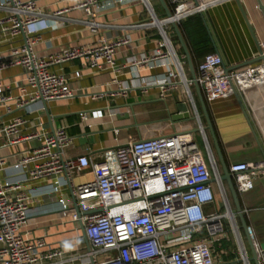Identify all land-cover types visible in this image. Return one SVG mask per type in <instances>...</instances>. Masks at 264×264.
I'll list each match as a JSON object with an SVG mask.
<instances>
[{
  "label": "built area",
  "instance_id": "built-area-1",
  "mask_svg": "<svg viewBox=\"0 0 264 264\" xmlns=\"http://www.w3.org/2000/svg\"><path fill=\"white\" fill-rule=\"evenodd\" d=\"M151 20L130 27H157L160 40L148 51L132 54L121 64L116 63L120 47L128 37L103 39L94 46L63 48L54 54H40L37 44L41 32L35 24L49 16H59L71 9H81L83 16L76 22L91 32L103 26L95 19L97 11L112 2L78 0L70 7L52 14L43 12L35 0H0V34L4 40L24 35L20 44L6 52L0 51V73L19 66L21 74L9 84L0 78V104L10 113L35 102L46 103L73 98L74 91L61 64L80 59L91 69H107L113 73L112 83L121 93L135 86L118 76L127 70L136 85L156 86L161 97L170 89L183 85V93L192 100L190 83L185 77L170 37L172 22L179 23L189 15L200 13L222 0H167L169 16L155 15L150 0H141ZM264 55V40L259 43ZM58 66V67H57ZM165 71L140 77L142 70ZM81 75L79 70L75 77ZM195 80L207 100L224 98L236 90H244L264 82V63L240 70L225 71L218 52L206 53L196 67ZM18 89L6 93L11 85ZM102 94V93H98ZM101 111H92L99 116ZM82 121L88 119L81 114ZM66 124L51 131L38 117L31 121L25 115H15L0 124V264H62L79 259L83 264H215L214 244L225 235L223 220L235 227L234 214L220 178V169L199 125L205 143L202 149L187 131L140 137L108 148L100 161L80 155L66 154L72 142ZM20 147L7 164L9 154L2 148ZM11 168L21 173L17 179H5L2 171ZM89 169L92 177L72 185L73 169ZM235 189L244 192L253 187L259 168L246 161L228 166ZM212 179H214L212 181ZM41 185L24 188L28 183ZM216 184L217 191L214 190ZM69 186L74 197L71 218L83 226L88 242L86 250L66 255L64 245L47 248L44 237L29 235L27 229L33 210L30 203L36 194H56ZM217 193L225 210L213 208ZM58 209L66 210L69 199L53 197ZM239 244V242H238ZM258 262L264 264V248L255 245ZM241 258L248 264V255L239 245Z\"/></svg>",
  "mask_w": 264,
  "mask_h": 264
},
{
  "label": "crops",
  "instance_id": "crops-1",
  "mask_svg": "<svg viewBox=\"0 0 264 264\" xmlns=\"http://www.w3.org/2000/svg\"><path fill=\"white\" fill-rule=\"evenodd\" d=\"M35 1L43 12L52 14L57 9L76 4L78 0ZM109 1L112 3L97 11L95 15V19L103 26L94 33L76 22L77 18L83 16L81 9H71L56 17L49 16L35 24L33 28L41 32L37 51L40 54H54L63 48L94 46L103 39L128 37L129 42L122 45L116 55V63L121 64L128 60L132 54L154 49L160 40L157 27L144 25L130 27V25L146 23L151 20L150 13L144 3L141 0H99L100 3ZM165 1L170 9L169 3L167 0ZM189 1L196 3L201 0ZM239 1L246 13L252 32L249 30L236 0H222L210 5L200 13H195L200 17L209 37L211 46L209 52L214 51L220 54L225 71L254 67L262 62L255 59L259 56L256 42L258 41L259 45L264 40V0ZM150 2L155 15L159 18L164 17L165 10L160 1L150 0ZM169 29L173 47L182 62L185 77L191 79L192 75L186 54L172 26ZM182 36L192 59L189 43L183 34ZM22 40V35L4 40L0 34V51H8L11 47L20 44ZM204 55L195 61L192 59L195 74L196 67ZM61 66L73 88V98L47 102L49 116L46 114L42 102L32 103L26 108L13 109L10 113H7L4 105L0 104V124L2 121H9L15 115H25L31 121L38 117L50 131L59 125L66 124L68 133L73 137L66 149L67 156L75 158L86 155L94 161H100L103 152L108 148L140 137L174 130L187 131L193 138L195 133H198L205 147L203 136L198 129L199 125H202L207 145L215 156L220 173H222L211 133L208 129H204L207 123L203 116L197 89L193 83L189 85L191 101L184 95L182 84H179L175 89L168 90L161 97L156 86L136 85V76L124 70L118 78L131 86L135 84V86L130 87L126 93H121L118 85L111 82L113 73L110 70L85 67L81 64L80 59L66 61ZM76 70L81 73L79 77L74 76ZM164 71L160 68L142 70L139 76H152ZM20 74L21 68L15 66L3 70L0 73V78L9 84ZM237 92L238 97L233 93L215 100H207L203 94L202 96L213 132L227 165L237 161H246L259 168V172L253 179V187L244 192L236 191V193L254 244L259 248H264V82L251 88L237 90ZM6 93L15 95L18 93V89L12 84ZM179 105L182 107L179 108ZM185 106L186 112L182 110ZM94 110L101 111V115L91 116ZM82 113L88 116L87 120L82 121ZM185 114L188 116L185 117ZM250 125L258 137L263 151L259 147ZM194 129L198 130L192 132ZM19 148L1 149L3 154H9L7 164L15 160L16 157L13 154ZM2 173L5 179H17L21 175L11 168H6ZM91 177L89 169L75 168L72 170V185ZM222 181L234 214L235 227L232 228L227 218L223 220L225 235L214 244L217 259L215 264H245L241 258L239 245H242L247 252L248 264H256L253 260H249L251 251L245 232L241 227L234 199L227 182ZM40 185L38 182H32L26 184L24 188ZM56 195L36 194L33 197V201L30 203L33 214L30 216L27 226L29 235L44 237L47 248H55L63 244L67 256L82 252L88 247V242L83 237L80 227L77 228V223L71 218L72 212L76 210L71 189L69 186L63 187ZM53 197L56 200L67 197L70 201L69 207L66 210L58 209V203L53 200ZM213 208L220 212L225 210L219 193H217ZM62 264L83 263L79 259H71Z\"/></svg>",
  "mask_w": 264,
  "mask_h": 264
},
{
  "label": "water",
  "instance_id": "water-1",
  "mask_svg": "<svg viewBox=\"0 0 264 264\" xmlns=\"http://www.w3.org/2000/svg\"><path fill=\"white\" fill-rule=\"evenodd\" d=\"M159 1H160L161 5L163 6L164 10H165V16H169V15L171 14V12H170L169 7H168L167 4H166V1H165V0H159ZM236 2H237L238 6H239V9H240V11H241V13H242V15H243L245 21H246V24L248 25L249 30L252 32V28H251V26H250V24H249V22H248V19H247V17H246V13H245V11H244V9H243L242 4L240 3L239 0H236ZM258 2H259V1H258ZM204 24L206 25L205 21H204ZM171 26H172V28L174 29L175 33H176V36H177V38H178V40H179V42H180V45H181V47H182L184 53L186 54V59H187L188 67H189V69H190V71H191V75H192V78H191L190 80H191V83H193V84L195 85L196 89H197V92H198V95H199V99H200V102H201V105H202L203 116L205 117V120H206V123H207V125L204 126V129H208V130L210 131L211 136H212L213 141H214L215 150H216L217 155H218V159H219V163H220V167H221V171H222V173H221V175H220V178H221V180H225V181L227 182V184H228V187H229V189H230L231 195H232V197H233V199H234V203H235L236 211H237V213H238V216H239V219H240V222H241V227L243 228V230H244V232H245V235H246V238H247V240H248L249 247H250V251H251V256L249 257V260H253L256 264H259V262H258V256H257V251H256V247H255V244H254V242H253V239H252V237H251V235H250L249 228H248V225H247V223H246V220H245V217H244V214H243V210H242L241 204H240V202H239V199H238V196H237V193H236L235 187H234V183H233V181H232L231 173L229 172V169H228V165H227V163H226L225 160L223 159V155H222V153H221V148H220V146H219V144H218V141H217V139H216V137H215V134H214V132H213V128H212V124H211V120H210V117H209V115H208V111H207V108H206V104H205L204 98H203V96H202V93H201L200 87H199V85L197 84V82H196V80H195L194 65H193V62H192V59H191L190 53H189V51H188V49H187V45H186L185 40H184V38H183V36H182V34H181V31H180V29H179V25H178L177 23H175V22H172V23H171ZM23 36H24V35H23ZM256 45H257V47H258L259 56H258L255 60H261V61L264 63V55L261 54V49H260V47H259V45H258V41L256 42ZM233 89H234V93H235V94L237 95V97H238V92H237L236 88L233 87ZM239 102H240V104L242 105L240 99H239ZM42 103L44 104V109H45L46 114L49 116V111H48V109H47L46 102L43 101ZM182 104H184V103H182ZM184 105H185V104H184ZM181 107H182V106L179 105V108H181ZM182 110H183V111L185 110L184 112H186V110H187V109H186V106H185V108H182ZM184 116L187 117L188 115L185 114ZM179 118H180V117H179ZM250 127H251L252 132L254 133V135H255V137H256V141H257L259 147H260L261 150L263 151L262 145H261V143L259 142V139H258V137L256 136L255 131L253 130V128H252L251 125H250ZM196 130H198V129H194V130H192V132H194V131H196ZM213 180H214V179H212V181H213ZM73 200H74V202H75L74 197H73ZM75 209L77 210V207H76V206H75ZM80 229H81V231H82L83 237L86 239L82 224H80Z\"/></svg>",
  "mask_w": 264,
  "mask_h": 264
},
{
  "label": "trees",
  "instance_id": "trees-1",
  "mask_svg": "<svg viewBox=\"0 0 264 264\" xmlns=\"http://www.w3.org/2000/svg\"><path fill=\"white\" fill-rule=\"evenodd\" d=\"M179 28L189 43L193 61L211 50L209 37L198 14L188 16L181 21Z\"/></svg>",
  "mask_w": 264,
  "mask_h": 264
},
{
  "label": "rangeland",
  "instance_id": "rangeland-1",
  "mask_svg": "<svg viewBox=\"0 0 264 264\" xmlns=\"http://www.w3.org/2000/svg\"><path fill=\"white\" fill-rule=\"evenodd\" d=\"M197 141V143H198V145L200 146V148L202 149V151H203V154H204V156H205V147H204V145H203V143H202V138H201V136L198 134V133H195V137H194ZM213 187H214V190L215 191H217V188H216V184L215 183H213Z\"/></svg>",
  "mask_w": 264,
  "mask_h": 264
}]
</instances>
